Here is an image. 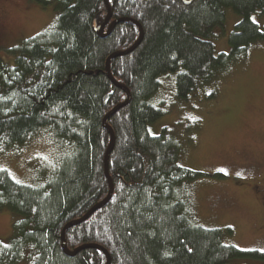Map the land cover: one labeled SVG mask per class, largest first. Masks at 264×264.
<instances>
[{"label": "trees", "instance_id": "16d2710c", "mask_svg": "<svg viewBox=\"0 0 264 264\" xmlns=\"http://www.w3.org/2000/svg\"><path fill=\"white\" fill-rule=\"evenodd\" d=\"M108 2L111 23L134 20L145 35L134 52L110 64L113 79L132 95L109 121L116 138L109 160L113 197L67 231L68 250L97 245L111 264L264 262V253L225 245L221 230L197 223L183 187L201 174L178 165L181 150L174 139L149 133L164 115L152 103L160 77L178 73L177 97L186 100L230 70L264 41L251 19L264 13V0ZM227 10L242 21L230 37L231 53L217 55L211 38L225 24ZM55 12L51 27L7 49L11 60L0 59V152L47 134L60 151L57 167L39 185L19 184L0 171V210L20 217L7 243H0V264H107L96 248L67 255L61 237L69 223L109 195L104 160L111 137L103 121L128 97L108 78L106 61L130 49L139 28L127 21L100 38L94 24L108 18L104 0H55Z\"/></svg>", "mask_w": 264, "mask_h": 264}, {"label": "rangeland", "instance_id": "374dc122", "mask_svg": "<svg viewBox=\"0 0 264 264\" xmlns=\"http://www.w3.org/2000/svg\"><path fill=\"white\" fill-rule=\"evenodd\" d=\"M226 14L225 24L211 38L217 55L231 53L230 37L242 21L232 10ZM56 17L55 0H0V59L11 60L7 49L44 32ZM251 19L264 31V13ZM243 57L186 100L177 97L178 73L160 77L152 103L164 115L149 126V133L174 139L181 150L178 165L201 174L183 187L197 223L221 230L225 245L264 253V41ZM59 156L51 137L39 135L0 152V171L19 184L39 185L57 167ZM19 218L0 210V243H7ZM228 264L264 262L234 259Z\"/></svg>", "mask_w": 264, "mask_h": 264}, {"label": "water", "instance_id": "95a60500", "mask_svg": "<svg viewBox=\"0 0 264 264\" xmlns=\"http://www.w3.org/2000/svg\"><path fill=\"white\" fill-rule=\"evenodd\" d=\"M105 1V5L107 7V10H108V18L106 20V22L104 23V25H97L96 23L94 24V28H95V31L96 33L99 35L100 38H107L109 37L112 32L114 31V29L121 23H124V22H132L134 23L138 28H139V39L138 41L128 50L124 51V52H119V53H115L113 55H111L107 61H106V74L108 76V78L112 81V83L125 91V93L127 94V101L118 105L117 107H115L104 119L103 121V125L104 127L108 130L109 134H110V137H111V142H110V147L106 153V156H105V160H104V169H105V175H106V178L108 180V183H109V195L108 197L103 201L101 202L100 204L96 205L94 208H92L83 218L79 219V220H76L72 223H69L63 230L62 232V237H61V240H62V248L64 250V252L69 255V256H75L76 254H78L80 251L84 250V249H87V248H96L100 251H102L106 257H107V264H111V256L109 255V253L102 247L100 246H97V245H86V246H83V247H80L78 249H76L75 251L71 252L68 250L67 248V244H66V233L67 231L74 227V226H77V225H80L84 222H86L96 211L100 210L101 208L105 207L112 199L113 197V194H114V184H113V181L110 177V173H109V160H110V156H111V153L115 147V134H114V131L113 129L110 127L109 125V121L110 119L117 113L119 112L121 109L125 108L126 106H128L131 101H132V95H131V92L129 91V89H127L126 87L120 85L119 83H117L112 75H111V72H110V64L112 62V60L116 59V58H119V57H124V56H127L129 54H131L132 52H134L142 43L143 39H144V29L142 27V25L134 20H130V19H120V20H116L114 22L111 23V20H112V12H111V8H110V5H109V2L108 0H104ZM185 4L187 5H190L194 0H183ZM110 25V28L109 30L107 31V28L108 26Z\"/></svg>", "mask_w": 264, "mask_h": 264}, {"label": "flooded vegetation", "instance_id": "af4514ba", "mask_svg": "<svg viewBox=\"0 0 264 264\" xmlns=\"http://www.w3.org/2000/svg\"><path fill=\"white\" fill-rule=\"evenodd\" d=\"M263 203H264V197H263ZM264 205V204H263Z\"/></svg>", "mask_w": 264, "mask_h": 264}]
</instances>
